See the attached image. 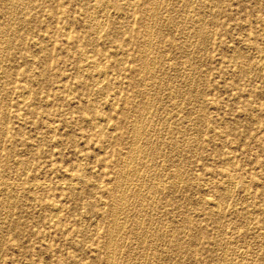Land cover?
I'll return each mask as SVG.
<instances>
[{"label": "rangeland", "instance_id": "374dc122", "mask_svg": "<svg viewBox=\"0 0 264 264\" xmlns=\"http://www.w3.org/2000/svg\"><path fill=\"white\" fill-rule=\"evenodd\" d=\"M13 1L0 264H264V0Z\"/></svg>", "mask_w": 264, "mask_h": 264}, {"label": "bare ground", "instance_id": "6f19581e", "mask_svg": "<svg viewBox=\"0 0 264 264\" xmlns=\"http://www.w3.org/2000/svg\"><path fill=\"white\" fill-rule=\"evenodd\" d=\"M128 1H129V0H128ZM193 1H194V0H193ZM20 2H21L20 0H14V1H13L14 8H15ZM108 2H110V0H98V4H99V5H103V4H106V3H108ZM191 2H192V1H191ZM194 2H195V1H194ZM7 3H8V2H7ZM165 3H166V2H165ZM156 4H157V3H156ZM107 5H108V4H107ZM107 5H106V6H107ZM175 5H176V4H175ZM11 6H12V10H14V9H13V5H10V7H11ZM106 6H105V8H106ZM103 7H104V5H103ZM204 7H205V6H204ZM157 9H158V8H157ZM198 9H199V8H198ZM12 10H11V11H12ZM100 10H101V9H99V11H100ZM104 10H105V9H104ZM201 10H202V9H201ZM11 11H10V12H11ZM95 11H96V10H95ZM186 11H187V10H186ZM188 11H189V10H188ZM17 12H18V11H17ZM153 12H156V11H153ZM172 13H173V12H172ZM8 15H9V14H8ZM15 16H16V15H15ZM22 16H23V15H22ZM183 16H184V15H183ZM186 16H187V15H186ZM24 17H25V16H24ZM160 17H161V16H160ZM176 17H177V16H176ZM17 18H18V17H17ZM183 18H184V17H183ZM206 18H208V17H206ZM12 19H13V18H12ZM187 19H188V18H187ZM204 19H205V18H204ZM204 19H203V20H204ZM102 20H103V19H102ZM262 20H264V19H262ZM175 21H176V20H175ZM206 21H207V20H206ZM152 22H153V21H152ZM156 22H157V21H156ZM162 23H163V22H162ZM179 23H180V22H179ZM95 24H96V23H95ZM150 24H152V23H150ZM187 24H188V23H187ZM19 25H20V24H19ZM21 25H22V24H21ZM102 25H103V24H102ZM144 25H145V24H144ZM154 25H155V24H154ZM162 26H163V25H162ZM182 26H183V25H182ZM263 26H264V25H263ZM6 27H7V26H6ZM187 27H188V26H187ZM0 28H2V26H0ZM18 28H19V27H18ZM145 28H146V27H145ZM162 28H163V27H162ZM4 29H5V28H4ZM69 29H70V28H69ZM97 29H98V27H97ZM158 29H159V28H158ZM1 30H3V29H1ZM95 30H96V29H95ZM100 30H101V29H100ZM178 30H179V29H178ZM187 31H188V30H187ZM92 32H93V31H92ZM95 32H96V31H95ZM8 33H9V32H8ZM97 33H98V32H97ZM180 33H181V32H180ZM183 33H184V32H183ZM144 34H145V33H144ZM146 34H148V33H146ZM66 35H67V33H66ZM184 36H185V35H184ZM5 37H6V36H5ZM152 37H153V36H152ZM149 38H150V37H149ZM175 40H176V38H175ZM192 40H193V39H192ZM206 41H207V40H206ZM147 42H148V41H147ZM147 42H146V43H147ZM208 42H209V41H208ZM146 43H145V45H147ZM191 43H192V42H191ZM155 45H156V44H155ZM180 45H181V44H180ZM147 46H148V45H147ZM147 46H144V47L149 48V47H147ZM192 47H193V46H192ZM3 48H4V47H3ZM152 48H153V47H152ZM261 49H262V48H261ZM261 49H260V50H261ZM190 50H192V49H190ZM3 51H4V50H3ZM119 51H120V50H119ZM141 51H142V50H141ZM143 51L145 52V50H143ZM146 51H147V50H146ZM158 51H159V50H158ZM117 52H118V51H117ZM29 53H30V52H29ZM115 53H116V52H115ZM193 53H194V52H193ZM144 54H146V53H144ZM190 54H191V53H190ZM258 54H259V53H258ZM29 56H30V55H29ZM81 56H82V55H80V59H81ZM83 56H84V54H83ZM83 56H82V57H83ZM85 57H86V54H85ZM261 57H262V56H261ZM92 58H93V57H92ZM92 58H91V59H92ZM262 58H264V56H263ZM82 59H83V58H82ZM82 59H81V60H82ZM86 59H87V57H86ZM143 59H145V58L143 57ZM259 59H260V58H259ZM259 59H258V60H259ZM148 60H149V59H147V62H148ZM84 61H85V60H84ZM84 61H83V62H84ZM87 61H88V60H87ZM94 61H95V59H94ZM149 61H150V60H149ZM261 61H263V59H262ZM3 62H4V61H3ZM96 62H97V61H96ZM155 62H157V61H155ZM249 62H250V61H249ZM255 62H256V61H255ZM24 63H25V62H24ZM80 63H82V62L80 61ZM3 64H4V63H3ZM94 64H95V63H94ZM94 64H89V65H90V66L93 65V67H94ZM149 64H150V63H149ZM151 64H152V62H151ZM181 64H182V63H181ZM144 65H145V63H144ZM146 65H147V64H146ZM146 65H145V66H146ZM79 66H80V64H79ZM87 66H88V65H87ZM95 66H96V65H95ZM147 66H148V65H147ZM149 66H150V65H149ZM248 66H249V65H248ZM83 67H84V66H83ZM83 67H82V68H83ZM97 67H98V64H97ZM101 67H102V66H101ZM77 68H78V67H77ZM86 68H87V67H86ZM86 68H85V69H86ZM145 68H146V67H145ZM170 68H171V67H170ZM2 69H3V67H2ZM100 69H101V68H100ZM146 69H147V68H146ZM156 69H157V68H156ZM261 69H262V68H261ZM82 71H83V70H82ZM99 71H100V70H99ZM102 71H103V70H102ZM156 71H157V70H156ZM146 72H147V71H146ZM103 73H104V72H103ZM140 73H141V72H140ZM1 74H3V73H1ZM79 74H80V73H79ZM91 74H92V73H91ZM151 74H152V73H151ZM101 75H102V74H101ZM93 76H94V75H93ZM98 78H99V77H98ZM146 78H147V77H146ZM99 79L101 80V78H99ZM153 79H154V78H153ZM149 80H150V79H149ZM93 81H94V80H93ZM93 81H92V83H94ZM102 81H103V75H102ZM95 82H96V81H95ZM100 82H101V81H100ZM94 85H95V84H94ZM161 85H163V84H161ZM161 85H160V86H161ZM105 86H106V85H105ZM154 86H155V85H154ZM160 86H159V87H160ZM157 88H158V87H157ZM26 89H27V88H25V90H26ZM22 90H23V89H22ZM22 90H21V91H22ZM25 90H24V91H25ZM173 90H174V89H173ZM188 90H189V88H188ZM27 91H28V90H27ZM69 91H70V90H69ZM175 91H176V90H175ZM22 92H23V91H22ZM25 92H26V91H25ZM152 92H153V91H152ZM183 92H184V91H183ZM186 93H187V92H186ZM196 93H197V92H196ZM21 95L23 96V98L26 97V96H25V93H24V95H23V94H21ZM99 95H100V94H99ZM105 95H106V94H105ZM171 95H172V94H171ZM186 95H187V94H186ZM22 96H21V97H22ZM67 96H68V95H67ZM155 97H156V96H155ZM182 97H183V96H182ZM133 98H134V97H133ZM158 98H159V97H158ZM25 99H26V98H24V100H25ZM24 100H23V101H24ZM151 101H152V100H151ZM146 104H149V103H146ZM154 106H155V105H154ZM146 107H147V106L145 105V108H146ZM145 108H144V109H145ZM149 108H150V107H149ZM153 108H154V107H153ZM140 109H141V106H140ZM140 109H139V110H140ZM142 109H143V107H142ZM144 109H143V110H144ZM143 110H141V111H143ZM148 110H149V109H148ZM148 110H147V111H148ZM7 111H8V110H7ZM136 112H137V111H136ZM138 112H139V111H138ZM138 112H137V113H138ZM133 113H134V112H133ZM139 113H140V112H139ZM139 113H138V114H139ZM138 114H137V116H138ZM140 114H141V113H140ZM140 114H139V115H140ZM95 115H96V114H95ZM95 115H93V117H94ZM142 115H143V113H142ZM96 116H97V115H96ZM133 116H135V115H133ZM140 116H141V115H140ZM145 116H146V115H145ZM98 117H99V116H98ZM100 117H101V116H100ZM100 117H99V118H100ZM162 117H164V116H162ZM189 117H190V116H189ZM5 118H6V117H5ZM18 118H20V117L18 116ZM96 118H97V117H96ZM104 118H105V117H104ZM139 118H140V117H139ZM107 119H108V118H107ZM149 119H150V118H149ZM165 119H166V118H165ZM96 120H97V119H96ZM100 120H101V119H100ZM160 120H161V119H160ZM2 121H3V119H2ZM103 121H105L104 123H106V120H103ZM135 121H136V120H135ZM137 121H138V120H137ZM153 121H154V120H153ZM93 122H94V121H93ZM101 122H102V121H101ZM156 122H157V121H156ZM185 122H186V121H185ZM18 123H19V122H18ZM144 123H145V122H144ZM147 123H148V122H147ZM147 123H146V124H147ZM94 124H95V123H94ZM49 125H50V124H49ZM105 125H106V124H105ZM132 125H133V123H132ZM132 125L130 126V128L132 127ZM138 125H139V124H138ZM138 125H137V126H138ZM94 126H96V125H94ZM134 126H135V125H134ZM140 126H141V125H140ZM50 127H51V126H50ZM152 128H153V127H152ZM51 129H52V128H51ZM136 129H137L136 127H133V131H134V133H136ZM138 129H139V128H138ZM142 129H143V128H142ZM144 129H145V128H144ZM2 130H3V129H2ZM4 130H5V129H4ZM101 130H102V129H101ZM140 130H141V129H140ZM141 131H142V130H141ZM139 132H140V131H139ZM139 132H138V133H139ZM143 132H144V131H142V132H140V133H143ZM146 133H147V132H146ZM132 134H133V133H132ZM144 134H145V132H144ZM151 134H152V133H151ZM164 134H165V133H164ZM70 136H71V135H70ZM144 136H146V135H144ZM160 136H161V135H160ZM178 136H179V135H178ZM188 136H189V135H188ZM194 136H195V135H194ZM125 137H126V136H125ZM136 137H137V135H136ZM171 137H172V136H171ZM192 138H193V137H192ZM3 139H4V138H3ZM135 139H137V138H135ZM154 139H155V138H154ZM161 139H162V138H161ZM144 140H145V139H144ZM171 141H172V140H171ZM175 141H176V140H175ZM128 142H129V141H128ZM131 142H132V141H131ZM146 144H147V143H146ZM191 144H192V143H191ZM198 144H199V143H198ZM152 145H153V144H152ZM172 146H173V145H172ZM152 147H153V146H152ZM163 147H164V146H163ZM155 148H157V147H155ZM158 148H159V147H158ZM191 148H192V147H191ZM195 148H196V147H195ZM188 149H189V148H188ZM136 150H137V149H136ZM132 151H133V150H132ZM132 151H131V152H132ZM181 153H182V152H181ZM194 153H195V152H194ZM29 155H30V154H29ZM141 155H142V154H141ZM32 156H33V155H32ZM180 156H181V155H180ZM187 156H188V155H187ZM129 157H130V156H129ZM131 157H133V155H132ZM147 157H148V156H147ZM151 157H152V156H151ZM157 157H158V156H157ZM229 157H230V156H229ZM229 157H227V158H229ZM134 158H135V157H134ZM142 158H143V157H142ZM29 160H30V159H29ZM148 160H149V159H148ZM132 161H133V160H132ZM129 162H130V161H129ZM157 162H158V161H157ZM157 162H156V163H157ZM170 162H171V161H170ZM125 163H126V162H125ZM128 164H129V163H128ZM150 164H151V162H150ZM159 165H160V164H159ZM127 166H128V165H127ZM131 166H132V165H131ZM141 166H142V165H141ZM29 167H30V166H29ZM134 167H135V166H134ZM134 167H133V168H134ZM145 167H146V166H145ZM135 168H136V167H135ZM137 168H138V167H137ZM147 168H148V167H147ZM29 169H30V168H29ZM118 171H120V169H119ZM121 171H122V170H121ZM130 171H131V170H130ZM184 171H185V170H184ZM128 172H129V171H128ZM132 172H133V171H132ZM134 172H135V171H134ZM176 172H177V171H176ZM178 172H179V171H178ZM181 172H182V171H181ZM23 173H24V172H23ZM120 173H121V172H120ZM130 173H131V172H130ZM184 173H185V172H184ZM184 173H183V174H184ZM124 174H125V173H124ZM131 174H132V173H131ZM21 175H22V174H21ZM70 175H71V174H70ZM118 175H119V173H118ZM127 175H128V174H127ZM132 175H133V174H132ZM132 175H131V176H132ZM134 175H135V173H134ZM134 175H133V176H134ZM229 176H230V175H229ZM6 177H7V176H6ZM69 177H70V176H69ZM127 177H128V176H127ZM127 177H126V178H127ZM156 177H157V176H156ZM115 178H116V177H115ZM151 178H152V177H151ZM158 178H159V177H158ZM116 179H117V178H116ZM120 179H124V178H120ZM127 179H128V178H127ZM146 179H147V178H146ZM169 179H170V178H169ZM229 179H230V178H229ZM133 180H134V179H133ZM159 180H160V179H159ZM176 180H177V179H176ZM115 181L117 182V180H115ZM122 181H123V180H122ZM122 181H120V182H122ZM157 181H158V180H157ZM170 181H171V180H170ZM233 181H234V180H233ZM10 182H11V181H10ZM123 182H124V181H123ZM176 182H177V181H176ZM183 182H184V181H183ZM235 182H236V181H235ZM13 183H14V182H13ZM118 183H119V182H118ZM147 183H148V182H147ZM225 183H226V182H225ZM7 184H8V183H7ZM29 184H30V183H29ZM80 184H81V183H80ZM120 184H121V183H119V185H120ZM122 184H123V183H122ZM122 184H121V185H122ZM125 184H126V183H125ZM156 184H157V183H156ZM178 184H179V183H178ZM115 185H116V184H115ZM127 185H128V184H127ZM167 185H168V184H167ZM117 186H118V185H117ZM117 186H116V187H117ZM138 186H139V185H138ZM114 187H115V186H114ZM120 187H121V186H120ZM120 187H119V188H120ZM125 187H126V185H125ZM72 188H75V187H72ZM92 188H93V187H92ZM119 188H118L117 190H120V189H121V188H120V189H119ZM77 189H78V188H77ZM129 189H130V188H129ZM145 189H146V188H145ZM173 189H174V188H173ZM122 190H123V188H122ZM124 191H125V189H124ZM126 191H128V190H126ZM131 191H132V190H131ZM230 191H231V190H230ZM244 191L246 192V190H244ZM122 192H123V191H122ZM161 192H162V191H161ZM161 192H160V193H161ZM116 193H118V192H116ZM116 193H115V194H116ZM132 193H133V192H132ZM149 193H150V192H149ZM20 194H21V193H20ZM118 194H119V193H118ZM130 194H131V193H130ZM246 194H248V193H246ZM116 195H117V194H116ZM122 195H123V193H122ZM134 195H135V194H134ZM114 196H115V195H114ZM114 196H113V197H114ZM155 196H156V195H155ZM9 197H10V196H9ZM11 197H12V196H11ZM121 197L123 198V196H121ZM121 197H120V198H121ZM136 197H137V196H136ZM153 197H154V196H153ZM240 197H242V196H240ZM7 198H8V197H7ZM122 198H121V202L123 201ZM126 198H127V196H126ZM126 198H125V199H126ZM129 198H130V197H129ZM132 198H133V195H132ZM138 198H140V197H138ZM145 198H146V197H144V199H145ZM247 198H248V197H247ZM116 199H117V198H116ZM118 199H119V198H118ZM125 199H124V200H125ZM140 199H143V198H140ZM140 199L138 200V201H139V205H140V203H141V202H140ZM119 200H120V199H119ZM112 201H113L112 203H114V200H112ZM116 201H117V200H116ZM116 201H115V202H116ZM160 201H161V200H160ZM209 201H210V200H209ZM233 201H234V200H233ZM124 202H125V201H124ZM126 202H127V201H126ZM145 202H146V201H145ZM148 202H149V200H148ZM239 202H240V201H239ZM146 203H147V202H146ZM152 203H153V202H152ZM207 203H208V202H207ZM119 204H120V203H119ZM128 204H129V203H128ZM158 204H159V203H158ZM203 204H204V203H203ZM209 204H210V203H209ZM214 204H215V203H214ZM235 204H236V203H235ZM240 204H241V203H240ZM53 205H54V204H52V206H53ZM115 205H116V204H115ZM126 205H127V204H126ZM131 205H132V204H131ZM204 205H205V204H204ZM233 205H234V204H233ZM111 206H112V205H111ZM128 206H130V205H128ZM149 206H150V205H149ZM216 206H218V204H217ZM54 207H55V206H54ZM56 207H57V204H56ZM114 207H115V206H114ZM123 207H125V205H124ZM209 207H210V206H209ZM50 208H51V207H50ZM52 208H53V207H52ZM57 208H58V207H57ZM111 208H112V207H111ZM117 208H118V207H117ZM119 208H120V207H119ZM119 208H118V209H119ZM127 208H128V207H127ZM127 208H125V209H127ZM54 209H56V208H54ZM123 209H124V208H123ZM138 209H139V208H138ZM151 209H152V208H151ZM164 209H165V208H164ZM224 209H225V208H224ZM51 210H53V209H51ZM58 210H59V209H58ZM58 210H57V212H58ZM110 210H111V209H110ZM113 210H114V209H113ZM4 211H5V210H4ZM54 211H55V210H54ZM59 211H60V210H59ZM116 211H117V210H116ZM116 211H114V212H116ZM142 211H143V210H142ZM51 212H52V211H51ZM110 212H111V211H110ZM114 212L112 211L111 213H114ZM81 213H82V212H81ZM123 213H124V211H123ZM126 213H127V212H126ZM158 213H159V212H158ZM261 213H262V212H261ZM9 214H10V213H9ZM50 214H51V213H50ZM55 214H56V212H55ZM55 214H54V216H55ZM114 214H115V213H114ZM128 214H129V213H128ZM225 214H226V213H225ZM230 214H231V213H230ZM233 214H234V213H233ZM51 215H52V214H51ZM84 215H85V214H84ZM159 216H160V215H159ZM124 217H125V216H124ZM140 217H141V216H140ZM145 217H146V216H145ZM150 217H151V216H150ZM164 217H165V216H164ZM227 217H228V216H227ZM254 217H255V216H254ZM109 218H110V217H109ZM109 218H108V219H109ZM111 218H113V216H112ZM114 218H115V217H114ZM159 218H160V217H159ZM154 219H155V217H154ZM160 219H161V218H160ZM218 219H219V218H218ZM95 220H96V219H95ZM112 220H113V219H112ZM112 220H111V221H112ZM114 220H115V219H114ZM114 220H113V221H114ZM49 221H50V220H49ZM219 221H220V220H219ZM0 222H1V221H0ZM114 222H115V221H114ZM129 222H130V221H129ZM154 222H155V221H154ZM164 222H165V221H164ZM248 222H249V221H248ZM117 223H118V222H117ZM137 223H138V221H137ZM246 223H247V222H246ZM109 224H110V223H109ZM119 224H120V223H119ZM130 224H131V223H130ZM187 224H188V223H187ZM117 225H118V224H116V226H117ZM83 226H84V225H83ZM119 226H122V225H119ZM119 226H118V227H119ZM136 226H137V225H136ZM145 226H146V225H145ZM148 226H149V225H148ZM110 227H111V226H110ZM155 227H156V226H155ZM218 227H219V226H218ZM219 229H220V228H219ZM219 229H218V230H219ZM110 230H112V229H110ZM116 230H117V229H115V231H116ZM119 230H120V229H119ZM154 230H155V229H154ZM150 231H152V230H150ZM156 231H157V230H156ZM223 231H224V230H223ZM223 231H222V232H223ZM108 232H109V234H110V231H108ZM117 232H119V231H117ZM163 233H164V232H163ZM217 233H218V232H217ZM158 234H159V233H158ZM178 234H179V233H178ZM221 234H222V233H221ZM160 235H161V234H160ZM263 235H264V234H263ZM92 236H93V235H92ZM108 236H109V235H108ZM115 236H116V235H115ZM156 236H157V235H156ZM224 236H225V235H224ZM224 236H223V237H224ZM259 236H260V235H259ZM124 237H125V236H124ZM160 237H161V236H160ZM183 237H185V236H183ZM107 238H108V237H107ZM144 238H145V237H144ZM146 238H147V237H146ZM140 239H141V238H140ZM142 239H143V238H142ZM108 240H109V239H108ZM184 240H185V239H184ZM226 241H227V240H226ZM109 242H111V239H110ZM109 242H108V243H109ZM217 242H218V241H217ZM105 243H106V241H105ZM116 243H118V242H116ZM139 243H140V242H139ZM177 244H178V243H177ZM179 244H180V243H179ZM122 245H123V244H122ZM139 245H140V244H139ZM155 246H156V245H155ZM105 247H106V245H105ZM106 248H107V247H106ZM111 248H112V247H111ZM113 248H115V247H113ZM113 248H112V249H113ZM231 248H232V247H231ZM109 249H110V248H109ZM156 249H157V248H156ZM184 250H185V249H184ZM224 250H225V249H224ZM111 251H112V253H113L114 250H111ZM116 251H117V250H116ZM138 251H139V250H138ZM146 251H147V250H146ZM180 252H181V251H180ZM139 253H140V252H139ZM144 253H145V252H144ZM106 254H107V253H106ZM166 254H167V253H166ZM173 254H174V253H173ZM243 254H244V253H243ZM110 255H111V254H110ZM179 255H180V254H179ZM226 255H227V254H226ZM237 255H238V254H237ZM255 255H257V254H255ZM105 256H106V255H105ZM108 256H109V255H108ZM112 256H113V255H112ZM115 256H116V255H115ZM126 257H127V256H126ZM128 257H129V256H128ZM132 257H133V256H132ZM148 257H149V256H148ZM172 257H174V256H172ZM181 257H182V256H181ZM239 257H240V256H239ZM130 258H131V257H130ZM108 259H109V258H108ZM113 259H114V258H113ZM113 259H112V260H113ZM128 259H129V258H128ZM136 259H137V258H136ZM217 259H218V258H217ZM149 260H150V259H149ZM155 260H156V259H155ZM182 260H183V259H182ZM222 260H223V259H222ZM227 260H228V259H227ZM233 260H234V259H233ZM233 260H232V261H233ZM128 261H129V260H128ZM140 261H141V260H140ZM144 261H145V260H144ZM225 261H226V260H225ZM105 262H106V261H105ZM131 262H132V260H131ZM150 262H151V261H150ZM234 262H235V261H234ZM185 263H186V262H185ZM217 263H219V262H217ZM114 264H115V263H114ZM222 264H224V263H222Z\"/></svg>", "mask_w": 264, "mask_h": 264}]
</instances>
